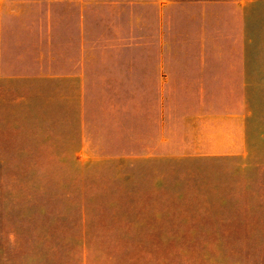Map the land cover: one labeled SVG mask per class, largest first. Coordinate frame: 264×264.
I'll use <instances>...</instances> for the list:
<instances>
[{"label": "rangeland", "instance_id": "rangeland-1", "mask_svg": "<svg viewBox=\"0 0 264 264\" xmlns=\"http://www.w3.org/2000/svg\"><path fill=\"white\" fill-rule=\"evenodd\" d=\"M0 264H264V0H0Z\"/></svg>", "mask_w": 264, "mask_h": 264}, {"label": "crops", "instance_id": "crops-1", "mask_svg": "<svg viewBox=\"0 0 264 264\" xmlns=\"http://www.w3.org/2000/svg\"><path fill=\"white\" fill-rule=\"evenodd\" d=\"M33 2H37V0H32ZM51 14L50 13H48V15H47V18H49V16H50ZM80 20H79V24H80V30H81V38H83V36H84V30H83V18H84V13H83V11H81V14H80ZM50 20V19H49ZM81 62V64H83V57H81V60H80ZM67 75H69V73H66ZM54 75H56L55 73H53V72H48V74H45V75H43V76H54Z\"/></svg>", "mask_w": 264, "mask_h": 264}]
</instances>
